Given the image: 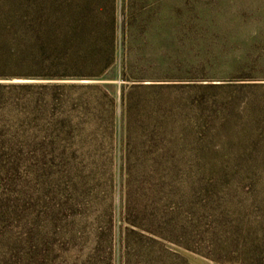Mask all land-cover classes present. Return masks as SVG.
Wrapping results in <instances>:
<instances>
[{
  "label": "rangeland",
  "instance_id": "374dc122",
  "mask_svg": "<svg viewBox=\"0 0 264 264\" xmlns=\"http://www.w3.org/2000/svg\"><path fill=\"white\" fill-rule=\"evenodd\" d=\"M115 4L120 36L112 76L127 60L141 74L169 77L158 83L197 84V100L206 93L219 117L232 113L226 125L214 116L191 123L197 129L195 237L201 239L205 232V237L227 244L231 252L219 255L218 261L168 241H162L164 248L182 255L188 264H245V254L251 256L247 245L255 241L264 246V0H116ZM131 23L128 45L125 27ZM29 82L41 81L18 75L0 80L6 85ZM103 83L112 85L117 99L120 139L115 144L86 131L59 139L49 127L45 135L35 125L20 124L10 110L7 117L15 118L16 125L0 119V264H129V260L146 264L150 254L157 262L160 246H153L151 234L144 232L146 238L141 239L129 231L134 226L126 214L124 82ZM186 91L196 96L194 90ZM4 92L12 101L19 93ZM225 98H234L235 105L225 106ZM23 100L16 111L32 108ZM175 122L180 140L183 122L180 117ZM182 144L184 152H194L193 145ZM218 168L230 173L220 190L231 184L227 193L215 197L207 195L204 186ZM184 183L179 175L175 189L182 190ZM202 217L213 222L208 232L199 225ZM222 219L227 224L220 223ZM208 238L205 250L213 252L214 242ZM258 259L264 263V251Z\"/></svg>",
  "mask_w": 264,
  "mask_h": 264
},
{
  "label": "trees",
  "instance_id": "16d2710c",
  "mask_svg": "<svg viewBox=\"0 0 264 264\" xmlns=\"http://www.w3.org/2000/svg\"><path fill=\"white\" fill-rule=\"evenodd\" d=\"M115 3L116 0H0V80L18 75L41 81L0 83V119H9L10 110L20 119V124L35 125L45 135L49 134L46 131L49 127L56 131L59 139L86 131L93 138L115 144L120 139L117 99L112 85L103 81H123L124 129L121 137L128 174L126 214L128 222L134 226L129 231L141 239L146 238L144 232H148L153 246H160L157 262L150 254L145 263L188 264L182 255L165 250L162 241L220 261L219 255L231 252L227 244L216 243L210 236L205 237V232L201 239L195 237L198 226L197 169L194 167H197V129L191 123L196 124L197 118L207 121L214 116L224 119L226 125L232 113L219 117L220 112L213 109L214 104H210L206 93L197 100V84L158 83L169 81V77L141 74L142 70H137L135 64L127 60L120 73L112 76L118 60L120 36ZM133 27L132 23L125 27L128 45L132 44ZM148 81L151 83H145ZM187 88L194 90L196 96L186 91ZM4 89L19 91L15 101ZM21 98L32 108L16 111L22 107ZM222 101L226 102L225 106L235 105L234 98ZM217 102L215 99L214 103ZM176 117L183 122V139L180 140ZM8 122L17 124L15 118ZM182 142L193 145L194 152H184ZM172 145L179 151L170 148ZM177 156L180 159L177 160ZM179 162L183 167L176 165ZM222 169L215 170L204 186L207 195L220 197L230 188L231 183L224 186L226 190H220L225 174H230ZM179 175L185 182L182 190L174 186ZM220 223H225L224 219ZM212 224L204 217L199 223L206 232ZM242 236L253 240L248 234ZM207 238L214 242L213 252L205 250ZM141 239L139 244L143 242ZM246 247L251 256L245 254L242 263L264 264L258 259V254L264 251L262 244L253 241ZM129 264H132L130 260Z\"/></svg>",
  "mask_w": 264,
  "mask_h": 264
}]
</instances>
